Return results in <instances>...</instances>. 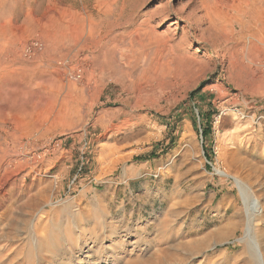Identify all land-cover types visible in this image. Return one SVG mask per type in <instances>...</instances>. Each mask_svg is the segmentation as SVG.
Returning a JSON list of instances; mask_svg holds the SVG:
<instances>
[{
	"label": "rangeland",
	"instance_id": "1",
	"mask_svg": "<svg viewBox=\"0 0 264 264\" xmlns=\"http://www.w3.org/2000/svg\"><path fill=\"white\" fill-rule=\"evenodd\" d=\"M215 169L264 253V0H0V264H257Z\"/></svg>",
	"mask_w": 264,
	"mask_h": 264
},
{
	"label": "bare ground",
	"instance_id": "2",
	"mask_svg": "<svg viewBox=\"0 0 264 264\" xmlns=\"http://www.w3.org/2000/svg\"><path fill=\"white\" fill-rule=\"evenodd\" d=\"M215 172L217 175H219L223 178L232 180L235 183L236 187L238 188V190L242 196V199L244 201L245 210L247 212L246 233H245L244 238L241 239V241L245 242L249 246V248L253 252L252 255H254V257H256L257 264H264V253L262 252L260 244L255 237L254 229H253V223L255 222L253 217L255 214V203L257 200L255 199V197L253 195L250 194L251 191H250L248 185H246L240 179H238L237 177H234V176H232V175H230L224 171H221L219 169H215ZM96 240H98V239H96ZM99 241H103V240H99ZM97 242L98 241L93 242L94 245L92 246V248L90 247L91 248L90 252H87L88 255L90 254V256H88L89 258L90 257H93V258L99 257V254H97V253H100V252L104 253L105 249L110 248L107 245H105L104 242L103 243L98 242V244H97ZM83 249H84V247H81L80 252H82L84 254L85 249L84 250ZM95 254H97V255L94 256ZM90 261L91 260H89V262ZM90 263H92V262H90ZM74 264H79V262L75 261Z\"/></svg>",
	"mask_w": 264,
	"mask_h": 264
},
{
	"label": "trees",
	"instance_id": "3",
	"mask_svg": "<svg viewBox=\"0 0 264 264\" xmlns=\"http://www.w3.org/2000/svg\"><path fill=\"white\" fill-rule=\"evenodd\" d=\"M202 129H203L205 136H207L209 134V131L207 130V128L203 127ZM174 143L175 141H171V144H174Z\"/></svg>",
	"mask_w": 264,
	"mask_h": 264
},
{
	"label": "built area",
	"instance_id": "4",
	"mask_svg": "<svg viewBox=\"0 0 264 264\" xmlns=\"http://www.w3.org/2000/svg\"><path fill=\"white\" fill-rule=\"evenodd\" d=\"M32 45H35L36 47L40 46V44L38 42H33Z\"/></svg>",
	"mask_w": 264,
	"mask_h": 264
}]
</instances>
